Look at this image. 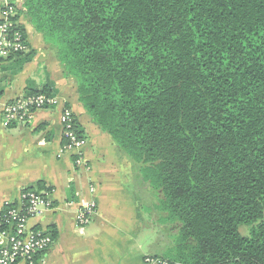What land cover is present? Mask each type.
<instances>
[{"label":"trees","instance_id":"16d2710c","mask_svg":"<svg viewBox=\"0 0 264 264\" xmlns=\"http://www.w3.org/2000/svg\"><path fill=\"white\" fill-rule=\"evenodd\" d=\"M19 18L156 198L172 230L160 259L264 264V0H23Z\"/></svg>","mask_w":264,"mask_h":264},{"label":"crops","instance_id":"0c3cea01","mask_svg":"<svg viewBox=\"0 0 264 264\" xmlns=\"http://www.w3.org/2000/svg\"><path fill=\"white\" fill-rule=\"evenodd\" d=\"M28 24L21 22L33 57L17 74L5 71L0 76V103L49 83L60 104L35 111L26 126L3 128L0 116V209L38 182L50 189L52 210L30 224L54 231L56 238L36 264H147L146 258L164 257L172 230L149 212L156 198L133 177L127 156L91 121L78 101L75 80L64 75L56 51ZM63 109L73 112L86 138V167L75 165L72 154L61 153ZM91 202L96 215L79 227L76 215Z\"/></svg>","mask_w":264,"mask_h":264},{"label":"built area","instance_id":"2783aa9c","mask_svg":"<svg viewBox=\"0 0 264 264\" xmlns=\"http://www.w3.org/2000/svg\"><path fill=\"white\" fill-rule=\"evenodd\" d=\"M19 4L16 0H0V76L3 67L19 54L29 51L27 39L21 31L19 20H15ZM57 97L25 94L5 104L0 103L1 125L26 126L37 110L59 106ZM63 143L61 153L72 154L74 164L86 167L83 149L86 138L77 134L76 119L73 112L63 109L60 114ZM49 192L23 190L17 202H5L0 209V264H36L54 244L51 234L40 227L32 226L31 220L44 211L52 210L48 199ZM97 208L91 202L78 211L76 222L79 227L87 225L96 215ZM147 264H177L160 258H146Z\"/></svg>","mask_w":264,"mask_h":264},{"label":"rangeland","instance_id":"374dc122","mask_svg":"<svg viewBox=\"0 0 264 264\" xmlns=\"http://www.w3.org/2000/svg\"><path fill=\"white\" fill-rule=\"evenodd\" d=\"M20 4H21V2H20ZM22 21H24V19L23 18H19L20 24H21ZM27 26H28V28H31L29 26V24ZM30 36H31V39H32V34ZM239 232L241 233V235L246 236V235H248V228L247 227H241V228H239Z\"/></svg>","mask_w":264,"mask_h":264}]
</instances>
